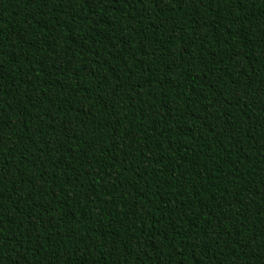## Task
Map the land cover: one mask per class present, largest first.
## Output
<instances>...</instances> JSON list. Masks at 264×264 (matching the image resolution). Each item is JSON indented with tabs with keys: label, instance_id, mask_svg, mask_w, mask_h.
I'll return each mask as SVG.
<instances>
[{
	"label": "trees",
	"instance_id": "trees-1",
	"mask_svg": "<svg viewBox=\"0 0 264 264\" xmlns=\"http://www.w3.org/2000/svg\"><path fill=\"white\" fill-rule=\"evenodd\" d=\"M0 264H264V0H0Z\"/></svg>",
	"mask_w": 264,
	"mask_h": 264
}]
</instances>
